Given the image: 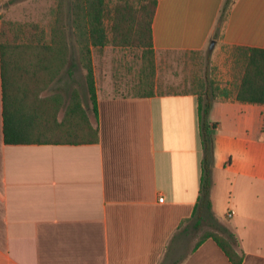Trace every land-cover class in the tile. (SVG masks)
Instances as JSON below:
<instances>
[{"label":"crops","instance_id":"crops-1","mask_svg":"<svg viewBox=\"0 0 264 264\" xmlns=\"http://www.w3.org/2000/svg\"><path fill=\"white\" fill-rule=\"evenodd\" d=\"M156 2L157 56L215 42L221 66L227 49L264 50V0H234L222 22L226 0ZM103 59L101 75L93 65L91 145L6 144L0 76V264H233L213 239L183 250L192 237L179 234L200 196L199 96L117 94ZM210 120L212 191L219 182L230 189L228 210L218 217L211 200L212 210L236 235L242 264H264V106L239 102L236 90L215 94Z\"/></svg>","mask_w":264,"mask_h":264},{"label":"trees","instance_id":"trees-1","mask_svg":"<svg viewBox=\"0 0 264 264\" xmlns=\"http://www.w3.org/2000/svg\"><path fill=\"white\" fill-rule=\"evenodd\" d=\"M234 0H226L220 22ZM156 0H81L75 25L86 71L89 103L84 105L78 94L63 106L58 96L42 97L62 67L73 54L66 44L45 43V33L36 25L3 22L0 28V76L3 90V134L8 145H91L99 142V131L89 116L98 118V99L92 49L113 47L142 51V62L155 69L153 21ZM239 54L241 79L236 87V99L241 103L264 106V50L235 48ZM148 87L136 97L156 95L153 82L143 79ZM215 95L209 90L199 96L198 113L203 146L200 196L192 223L179 234L198 230L211 222L207 232L195 244L213 239L233 264H242L236 235L219 222L212 210L214 135L217 124L210 120ZM65 108L61 116V110ZM179 234L177 236H179ZM176 236V238H177ZM175 261L180 264L182 261Z\"/></svg>","mask_w":264,"mask_h":264},{"label":"rangeland","instance_id":"rangeland-1","mask_svg":"<svg viewBox=\"0 0 264 264\" xmlns=\"http://www.w3.org/2000/svg\"><path fill=\"white\" fill-rule=\"evenodd\" d=\"M81 0H0V28L3 22L22 25H36L45 33V43L66 44L68 58L60 73L42 97L58 96L63 106L70 103V97L78 94L84 105L89 101L86 71L75 20L79 13ZM213 50L200 53L166 52L156 55L155 69L152 71L142 62V51L137 49H94V63L98 74L103 73L104 59L109 58L114 76L115 92L122 95H137L148 90L143 79L153 82L158 95L196 94L204 96L209 90L212 94L234 92L241 79L239 54L236 50L224 51L221 66H214ZM89 103V102H88ZM65 108L60 115L64 114ZM93 119V114L89 111ZM228 186L219 182L211 190L214 212L219 217L229 208ZM230 221L226 223L229 224ZM211 222L203 223L198 229H190L192 241L186 242L183 250H189L207 232H212ZM190 226V225H189ZM189 241V240H188ZM183 253V252H181Z\"/></svg>","mask_w":264,"mask_h":264},{"label":"built area","instance_id":"built-area-1","mask_svg":"<svg viewBox=\"0 0 264 264\" xmlns=\"http://www.w3.org/2000/svg\"><path fill=\"white\" fill-rule=\"evenodd\" d=\"M161 203H163L164 202V198H160V200H159ZM234 216V212L233 211H229L228 213H227V218H232Z\"/></svg>","mask_w":264,"mask_h":264},{"label":"water","instance_id":"water-1","mask_svg":"<svg viewBox=\"0 0 264 264\" xmlns=\"http://www.w3.org/2000/svg\"><path fill=\"white\" fill-rule=\"evenodd\" d=\"M214 46H215V42H212L211 45H210V50H213Z\"/></svg>","mask_w":264,"mask_h":264}]
</instances>
